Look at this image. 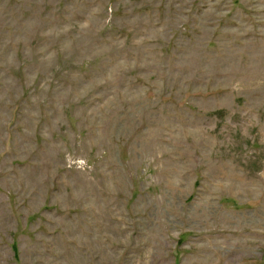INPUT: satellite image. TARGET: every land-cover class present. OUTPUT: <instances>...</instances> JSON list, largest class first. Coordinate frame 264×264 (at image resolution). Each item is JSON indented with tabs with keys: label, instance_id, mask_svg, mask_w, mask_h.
Here are the masks:
<instances>
[{
	"label": "rangeland",
	"instance_id": "rangeland-1",
	"mask_svg": "<svg viewBox=\"0 0 264 264\" xmlns=\"http://www.w3.org/2000/svg\"><path fill=\"white\" fill-rule=\"evenodd\" d=\"M0 264H264V0H0Z\"/></svg>",
	"mask_w": 264,
	"mask_h": 264
}]
</instances>
